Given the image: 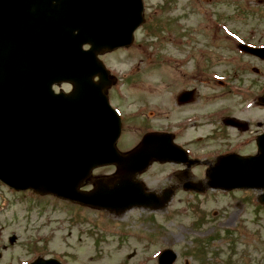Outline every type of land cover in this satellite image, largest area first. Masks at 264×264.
<instances>
[{
    "label": "rangeland",
    "instance_id": "374dc122",
    "mask_svg": "<svg viewBox=\"0 0 264 264\" xmlns=\"http://www.w3.org/2000/svg\"><path fill=\"white\" fill-rule=\"evenodd\" d=\"M166 3L168 13L160 9ZM145 4L146 26L137 31L134 42L101 56L116 79L109 94L123 118L121 150L137 145L149 130L175 133L179 123L183 125L176 138L198 153L221 141L230 146L247 137L246 132L224 127L222 136L207 137L209 145L202 139L222 127L217 117L208 118L206 113L223 108L219 117L235 116L251 131L264 129V106L247 107L254 95L236 97L219 83L226 72L235 77V85L263 83L264 77L253 69L242 68L257 62L255 57L236 58L234 49L226 51L225 44L235 42L224 35V26L241 29V38L248 30L264 37V0H145ZM213 8L217 13L211 16ZM200 46L209 52H199ZM188 86L197 88L195 98L178 104L177 95ZM197 114L207 121H185ZM231 148H238V153L256 151L253 143ZM184 168L152 162L138 179L158 194L171 188V200L163 208L134 206L119 213L31 190L16 191L0 182V264H28L40 255L63 264H157L165 248L177 253L173 264H264V204L258 201L264 189L207 188L197 194L185 190L183 182H207L208 166L193 165L187 174ZM121 179L114 164L105 165L94 169L82 188L91 190L99 183L113 188Z\"/></svg>",
    "mask_w": 264,
    "mask_h": 264
},
{
    "label": "water",
    "instance_id": "95a60500",
    "mask_svg": "<svg viewBox=\"0 0 264 264\" xmlns=\"http://www.w3.org/2000/svg\"><path fill=\"white\" fill-rule=\"evenodd\" d=\"M141 11V0H0V180L112 211L156 201L130 176L150 158L164 159L167 148L159 145L172 148L169 137L150 134L138 149L119 153L120 124L100 93L107 83L97 59L102 49L131 42ZM96 73L100 83L92 81ZM62 81L74 84L71 94L53 92L52 84ZM260 148L253 160H220L210 184L264 187V140ZM108 163L125 180L113 189L79 190L94 167ZM175 259L168 249L159 264Z\"/></svg>",
    "mask_w": 264,
    "mask_h": 264
},
{
    "label": "flooded vegetation",
    "instance_id": "af4514ba",
    "mask_svg": "<svg viewBox=\"0 0 264 264\" xmlns=\"http://www.w3.org/2000/svg\"><path fill=\"white\" fill-rule=\"evenodd\" d=\"M259 133V132H258Z\"/></svg>",
    "mask_w": 264,
    "mask_h": 264
}]
</instances>
